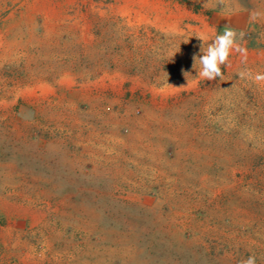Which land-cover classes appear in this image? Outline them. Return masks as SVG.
Wrapping results in <instances>:
<instances>
[{"label":"rangeland","instance_id":"rangeland-1","mask_svg":"<svg viewBox=\"0 0 264 264\" xmlns=\"http://www.w3.org/2000/svg\"><path fill=\"white\" fill-rule=\"evenodd\" d=\"M264 0H0V264H264ZM246 36L223 79L198 34Z\"/></svg>","mask_w":264,"mask_h":264},{"label":"clouds","instance_id":"clouds-1","mask_svg":"<svg viewBox=\"0 0 264 264\" xmlns=\"http://www.w3.org/2000/svg\"><path fill=\"white\" fill-rule=\"evenodd\" d=\"M264 17V12L253 11L250 13V21L256 22ZM246 36L243 30L237 31L230 26H225L221 34L208 36L198 34L196 37L202 42L200 45V54L193 57V68L197 61L200 65L198 76L204 80L212 81L217 77L223 79L224 73L222 66H229V57L236 53L241 58L242 64H247L248 50L242 43ZM242 80H250L258 85L264 84V73H253L251 69L244 68L237 73ZM241 264H256V257L250 255L242 260Z\"/></svg>","mask_w":264,"mask_h":264}]
</instances>
